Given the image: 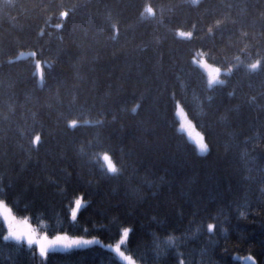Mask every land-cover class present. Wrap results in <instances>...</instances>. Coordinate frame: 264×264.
<instances>
[{
	"label": "trees",
	"instance_id": "1",
	"mask_svg": "<svg viewBox=\"0 0 264 264\" xmlns=\"http://www.w3.org/2000/svg\"><path fill=\"white\" fill-rule=\"evenodd\" d=\"M0 200L47 235L127 228L140 264H264V0H0ZM6 232L0 264H125Z\"/></svg>",
	"mask_w": 264,
	"mask_h": 264
},
{
	"label": "rangeland",
	"instance_id": "2",
	"mask_svg": "<svg viewBox=\"0 0 264 264\" xmlns=\"http://www.w3.org/2000/svg\"><path fill=\"white\" fill-rule=\"evenodd\" d=\"M146 10L149 11L148 8ZM176 33L178 35H181V36L189 35L188 32H185V31H182V30H177ZM194 62L200 68H202V70L204 71V73L206 75V78H207V83L209 85H211L213 83H216V82H220L221 81L220 74L222 72H229L230 71V68L222 69V68L215 67V66L209 64L206 61L204 55L201 52H199V51L195 52ZM37 64H40V63H37ZM37 71L38 72L41 71L39 66L37 67ZM38 75H39V78L42 79L41 74H38ZM174 114H175V116H176V118L178 120V128H179V130L182 131L183 133H185V135L189 139V141L192 142L195 145V148H196L198 153L205 154L208 151V144H207V142H206V140L204 138V135H203L202 131L195 127V125L193 124L191 119L186 115L185 111L183 110V108L180 105H178V104L176 105V107L174 109ZM201 144L205 145L204 149H201V147H200ZM103 159L107 163L108 169L111 171L112 170V166H111V164H109L108 158L107 157H103ZM0 202H2L4 206L9 208L6 205L5 202H3L1 200H0ZM84 203H85V200L83 199V197L81 195H77L73 199V203L71 205V218H74L76 216V214L78 212V209ZM11 214L15 218H19L18 220L25 221L27 223V225L30 226L31 231L33 233H35L37 239L45 240V242H51V243L48 244V247H47L45 253L48 250H52V249L64 250V249H71V248L83 247V246H88V245H92V244H96V243H101V244H104L106 247L110 248L111 250H113L115 252V254L125 264H140V263L136 262L135 260H133L129 255H127L124 252L123 248H122V244L125 242V240L127 238V234H128V231H127V233H125V231H124L125 229L122 230V232H121V234H120V236H119V238L117 239L116 242L111 243V244H106V243H103L101 241V239L99 237H97V236H91V237L73 236V235H69L67 233H58V234H55V235H47V234L43 233L42 231H40L36 226H34L27 218L16 217L12 212H11ZM2 219L5 222L6 227H7V232L5 234L6 238L28 242L25 237H21L20 239H16V238L10 236L8 234V224H7L6 220L3 217H2ZM33 243L37 247L38 254H40V251L38 249L37 243L36 242H33ZM41 256H43V255H41ZM126 257L130 258V259H126ZM236 257L241 259V264L252 263V260L250 258H253V257L251 255L236 256Z\"/></svg>",
	"mask_w": 264,
	"mask_h": 264
},
{
	"label": "snow or ice",
	"instance_id": "3",
	"mask_svg": "<svg viewBox=\"0 0 264 264\" xmlns=\"http://www.w3.org/2000/svg\"><path fill=\"white\" fill-rule=\"evenodd\" d=\"M201 149L205 148L204 144L200 145ZM0 216H2L8 224V234L16 239L25 237L29 244L36 242L41 255L45 254L48 244L51 242H45V240L37 239L35 233L31 231V228L25 221L18 220L11 214V210L0 202ZM209 230L214 228V225H208ZM127 233V229L124 230ZM126 259H130L127 258ZM252 264H256L254 258H250Z\"/></svg>",
	"mask_w": 264,
	"mask_h": 264
},
{
	"label": "bare ground",
	"instance_id": "4",
	"mask_svg": "<svg viewBox=\"0 0 264 264\" xmlns=\"http://www.w3.org/2000/svg\"><path fill=\"white\" fill-rule=\"evenodd\" d=\"M188 1H190V2H192V3H196L198 0H188ZM51 12H53V11H51ZM40 72H41V71H40ZM40 72L37 71L38 74H40ZM187 139H188V138H187ZM188 140H189V139H188ZM109 164H111V163L109 162Z\"/></svg>",
	"mask_w": 264,
	"mask_h": 264
}]
</instances>
